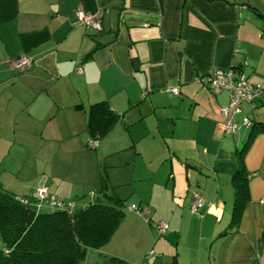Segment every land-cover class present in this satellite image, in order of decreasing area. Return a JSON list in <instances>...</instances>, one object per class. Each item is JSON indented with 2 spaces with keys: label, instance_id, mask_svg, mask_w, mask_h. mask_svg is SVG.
<instances>
[{
  "label": "crops",
  "instance_id": "0c3cea01",
  "mask_svg": "<svg viewBox=\"0 0 264 264\" xmlns=\"http://www.w3.org/2000/svg\"><path fill=\"white\" fill-rule=\"evenodd\" d=\"M78 10L94 14L101 30L78 23ZM18 55L31 66L12 68ZM228 67L264 87V13L248 3L0 0V186L30 196L45 185L82 206L103 174L130 198L120 224L130 227L128 248L155 250L143 263L264 264V132L244 151L248 200L231 232V177L251 129L224 134L228 96L205 84L209 71ZM99 101L119 120L93 140L87 110ZM241 115L264 123V94L253 108L242 103ZM196 194L203 203L194 213ZM152 221L167 222L162 239ZM100 249L90 250L104 255L96 264L129 260Z\"/></svg>",
  "mask_w": 264,
  "mask_h": 264
},
{
  "label": "trees",
  "instance_id": "16d2710c",
  "mask_svg": "<svg viewBox=\"0 0 264 264\" xmlns=\"http://www.w3.org/2000/svg\"><path fill=\"white\" fill-rule=\"evenodd\" d=\"M118 120L107 101L95 102L87 110L86 131L93 140L101 139ZM249 128L250 135L237 152V168L231 177V232L236 231L248 200L244 151L257 132H264V123L252 122ZM113 189L102 174L98 186L89 192L91 196L96 193L91 201L78 206V200L73 199L71 209L50 210L38 207L32 195L17 196L0 186V264H84L89 251L106 245L124 219L125 198ZM110 262L120 264L121 260L110 258Z\"/></svg>",
  "mask_w": 264,
  "mask_h": 264
},
{
  "label": "built area",
  "instance_id": "2783aa9c",
  "mask_svg": "<svg viewBox=\"0 0 264 264\" xmlns=\"http://www.w3.org/2000/svg\"><path fill=\"white\" fill-rule=\"evenodd\" d=\"M76 21L84 24L95 31H100V21L91 13L78 10L76 12ZM8 64L17 70H25L32 64V59L26 55H18L8 60ZM207 88L214 94L226 92L228 96L227 104L221 107L222 128L224 134L237 133L240 126L249 128L252 125L251 119L246 115H241L242 103H249L254 107V101L264 94V87L261 85L252 84L247 80L246 74L235 67L226 69H213L208 72L206 79ZM171 93L177 94L178 88L173 87L168 89ZM93 146L96 141L92 142ZM32 197L37 200L38 207L46 206L50 210L71 209L74 206L72 200H64L54 194H50L45 185L38 186L32 193ZM25 202V200L20 199ZM203 199L200 195H194L191 204V211L198 212V208L202 205ZM131 209L136 210L137 206L132 204ZM156 229L160 236H164L168 231V224L165 221L156 223ZM149 253H152L150 251Z\"/></svg>",
  "mask_w": 264,
  "mask_h": 264
},
{
  "label": "rangeland",
  "instance_id": "374dc122",
  "mask_svg": "<svg viewBox=\"0 0 264 264\" xmlns=\"http://www.w3.org/2000/svg\"><path fill=\"white\" fill-rule=\"evenodd\" d=\"M235 1H237L239 3H248L252 7H255L257 9V11L264 13V0H235ZM240 145H241V143H240ZM114 159L115 158H109V157H108V159L107 158H103L105 164H107L108 162L113 161ZM110 168L108 167L107 169H110ZM115 170H117L116 172L119 175V177L121 175H123L124 171L126 172V170H124V169L121 170L120 168L119 169H115ZM123 190L125 191L126 189H123ZM121 197L125 198L124 213L126 214L127 213L128 204L130 203V198L127 196V194H121ZM83 201H84L83 199H78L77 202H78V204H81V203H83ZM127 224H128L127 222L126 223H123V225H121L117 229V231L115 232L114 236L110 239V241L106 245H104L100 250L103 251L106 254L109 253L108 255H110V253H112V252H108V250H113L116 253L118 252L119 254H122L125 259H129V260H125L126 264H145L146 262L143 263L142 260H145V261L148 260V257H146L145 254H147V252H149V250L150 249H153V248H146V250H147L146 253L142 252V250H139V251H136V250L135 251H131L128 248V244H130V239L128 237H126V236L129 235L128 234V229L130 228ZM151 224H152V228H154L156 230V228H155L156 227L155 226L156 222H153L152 221ZM156 233H157V230H156ZM122 235H123V237L118 242V238L120 236H122ZM157 238H161L162 239V236H159L157 234ZM2 246H3V244H2V241L0 239V248ZM182 246L183 245L181 244L180 250L182 251V253H183L184 256H187L188 257V253L185 252V250L183 249ZM106 250H107V252H105ZM153 251H155V250L153 249ZM103 258H104V255H99L98 256V255H95L93 253V251H89V253H88L87 257H86V260L84 261V264L101 263V261H102ZM124 258H120V259H124ZM170 261L171 260H169V262Z\"/></svg>",
  "mask_w": 264,
  "mask_h": 264
}]
</instances>
